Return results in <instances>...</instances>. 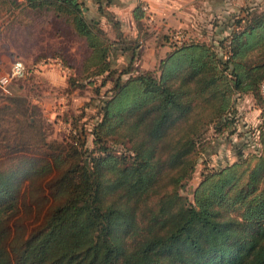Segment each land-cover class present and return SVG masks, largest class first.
I'll return each mask as SVG.
<instances>
[{
	"label": "trees",
	"instance_id": "16d2710c",
	"mask_svg": "<svg viewBox=\"0 0 264 264\" xmlns=\"http://www.w3.org/2000/svg\"><path fill=\"white\" fill-rule=\"evenodd\" d=\"M104 1L112 2L97 0L101 13ZM25 3L64 16L85 39L89 52L68 78L71 89L90 85L99 95L107 76L116 79L99 98L92 149L86 121L74 114L62 141L30 119L34 133L0 144V264H264V147L207 173L193 202L180 191L205 149L202 130L235 124L237 96L264 104V9L234 17L218 42L173 34L156 69L124 77L129 69L109 59L117 40L83 0ZM16 5L0 0V14ZM261 132L264 145V124Z\"/></svg>",
	"mask_w": 264,
	"mask_h": 264
},
{
	"label": "crops",
	"instance_id": "0c3cea01",
	"mask_svg": "<svg viewBox=\"0 0 264 264\" xmlns=\"http://www.w3.org/2000/svg\"><path fill=\"white\" fill-rule=\"evenodd\" d=\"M15 1L16 6L0 14V65H12L17 59L27 65L32 63L34 66L37 65V55L42 52L28 54L27 58H24L27 55L24 50L31 47L35 51L33 47L35 45L28 34L32 33L30 30L33 29V24L42 25L50 36L53 35L52 39L56 45L46 47L47 40L42 41L46 43L44 47L54 53L49 54L48 64L41 67L37 65V72L46 78L45 81L51 84V88L66 89L67 70L64 64L59 65L60 59L57 56L58 51L68 49L61 45L62 39L71 37L86 44L85 39L78 35L64 16L57 15L55 11H36L27 7L25 0ZM83 1L86 3L84 9L87 10L88 16L100 20L109 37L117 40L118 43L111 50L109 59L112 68L119 71L123 68L129 69L124 77L131 73L156 69L161 59L172 49L169 36L178 30L201 40H212L214 37L216 38L214 41L218 42V39L231 30L230 22L234 17L244 16L249 10L264 9V0H112L108 4L106 1L103 2L106 12L101 13L97 0ZM141 1L147 2L150 10L145 12V16L138 22L134 11ZM115 21L118 25H115ZM140 23L149 33H145ZM146 41L145 45L143 42ZM39 47L43 49V46ZM141 49V58H138L136 54ZM86 50L89 52L87 44ZM72 63L74 65V62ZM107 74L108 72L105 73ZM100 77L99 83L104 76ZM115 79L116 75L107 76V82L101 87V91L105 86L107 90L113 87Z\"/></svg>",
	"mask_w": 264,
	"mask_h": 264
},
{
	"label": "rangeland",
	"instance_id": "374dc122",
	"mask_svg": "<svg viewBox=\"0 0 264 264\" xmlns=\"http://www.w3.org/2000/svg\"><path fill=\"white\" fill-rule=\"evenodd\" d=\"M84 4L86 3L84 2ZM40 15L45 16L44 14ZM142 29L145 30V33H149L146 28L142 27ZM30 31L32 33L28 36L33 41L32 44L35 45L33 46L35 51L29 46V49L24 50L27 54L24 58H27L28 54L35 55L42 52L37 55V63L40 59L48 58L49 54L54 53L44 47L46 43L48 44L46 47H54L56 44L52 39L53 35L50 36L42 25L33 24V29ZM43 40H47V42L43 43ZM143 43L146 45L147 41ZM143 43L141 44L143 45ZM61 45L68 48L63 52H67L68 59L74 62L72 69H66L67 80L70 76H79L81 60L88 54L86 44L67 37L62 39ZM39 46H43V49ZM26 47L27 45H25ZM139 51L136 56L141 58L142 49ZM74 55L80 58H76ZM10 66V64L0 65V70H8ZM45 80L46 78L36 71L27 78L21 77L14 80L10 87L11 94L0 92V144H5L9 137L14 136L17 132L22 131L26 135L34 133L35 130L28 125L30 119L36 120L42 131L46 133L47 139L62 141L72 130L70 121L73 120L74 114L79 117V124L86 121V126H84L87 129L85 146L92 149L94 144L91 128L99 113V98L105 95L107 87H103L101 94L98 95L95 93L94 86L87 85L82 90L71 89L69 85L66 89H54ZM252 96V94L237 96L235 124L230 125L222 133L215 132L210 126L199 134L198 146L200 148L204 146L205 149L197 154L194 170L183 180L180 188L189 201H194L195 189L205 175L238 160V151L243 152L245 157L262 152L264 145L261 125L264 124V104L261 105L260 101ZM26 184L23 191L26 190V199H28V182ZM34 219V215H28L26 222L31 225L36 224Z\"/></svg>",
	"mask_w": 264,
	"mask_h": 264
},
{
	"label": "built area",
	"instance_id": "2783aa9c",
	"mask_svg": "<svg viewBox=\"0 0 264 264\" xmlns=\"http://www.w3.org/2000/svg\"><path fill=\"white\" fill-rule=\"evenodd\" d=\"M143 10L147 13L150 10V7L147 2L143 1L142 4ZM187 37V34L183 30H178L174 34V39L177 42H182ZM50 62L49 58L40 59L37 63L38 66L46 65ZM59 65L63 63L58 60ZM37 65L29 67L27 66L22 60L17 59L14 63L10 66L8 70H0V92L5 94H11V84L14 80L21 78V77H28L31 73L37 71ZM64 66V65H63ZM65 69H67L64 66ZM262 91L264 93V81L262 82Z\"/></svg>",
	"mask_w": 264,
	"mask_h": 264
}]
</instances>
